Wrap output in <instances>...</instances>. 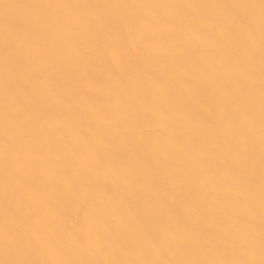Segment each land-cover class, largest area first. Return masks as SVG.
<instances>
[{
	"label": "bare ground",
	"instance_id": "bare-ground-1",
	"mask_svg": "<svg viewBox=\"0 0 264 264\" xmlns=\"http://www.w3.org/2000/svg\"><path fill=\"white\" fill-rule=\"evenodd\" d=\"M0 264H264V0H0Z\"/></svg>",
	"mask_w": 264,
	"mask_h": 264
}]
</instances>
